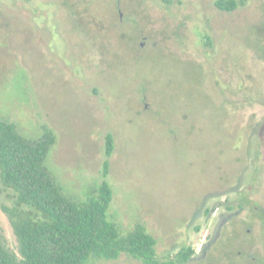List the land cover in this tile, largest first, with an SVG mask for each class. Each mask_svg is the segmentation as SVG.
<instances>
[{
    "label": "rangeland",
    "instance_id": "374dc122",
    "mask_svg": "<svg viewBox=\"0 0 264 264\" xmlns=\"http://www.w3.org/2000/svg\"><path fill=\"white\" fill-rule=\"evenodd\" d=\"M216 1L0 0V119L30 138L54 130L46 164L77 200L102 182L113 134L110 217L123 233L143 223L160 257L191 245L187 264H247L227 250L255 242L264 255V230L251 225L264 211L253 207L198 252L226 204L238 209L242 176L264 203V0L233 11ZM12 204L0 180V232L17 250L3 210ZM85 264L145 263L122 254Z\"/></svg>",
    "mask_w": 264,
    "mask_h": 264
},
{
    "label": "trees",
    "instance_id": "16d2710c",
    "mask_svg": "<svg viewBox=\"0 0 264 264\" xmlns=\"http://www.w3.org/2000/svg\"><path fill=\"white\" fill-rule=\"evenodd\" d=\"M243 0H217L223 11L237 9ZM57 135L46 128L37 138L0 119V180L13 191V204L3 205L18 240L13 249L0 232V264H85L91 258L116 260L127 254L145 264H187L194 254L183 245L174 255L160 257L157 238L143 223L123 233L111 219L114 190L108 180L115 151L113 134L106 136L103 180L85 199L68 195L46 161Z\"/></svg>",
    "mask_w": 264,
    "mask_h": 264
},
{
    "label": "flooded vegetation",
    "instance_id": "af4514ba",
    "mask_svg": "<svg viewBox=\"0 0 264 264\" xmlns=\"http://www.w3.org/2000/svg\"><path fill=\"white\" fill-rule=\"evenodd\" d=\"M244 176L241 177V180L238 179L236 186L234 187L233 190L231 191H235L239 194V196L236 199V205L238 206V209L235 210L234 207H232L231 204H226V210H225V214L221 216L218 224H217V228H216V232L214 233V235L212 236V238L205 244H203V246L201 247L200 252H198L200 256H206L210 250L212 248H214L218 241L220 239H222V237L224 236V232H225V226L230 222V220H232V218L234 217V215H238L240 212H242V210L245 207H253L254 211H264V203L261 202H254L250 197H248V193L243 191V186H242V179ZM260 178V176H253L252 177V184L258 182L257 180ZM241 182V183H239ZM225 202H227V200H225ZM209 214L210 216H212L214 210H209ZM252 219H256V216L254 215ZM251 224V223H249ZM252 226H258L259 230H264V222L261 221V223L257 224V223H253L251 224ZM225 229V230H224ZM224 230V232H223ZM255 242H253L251 244V247L246 251L243 252L241 250H237L235 248L232 249H228L227 252L229 253L230 251L233 253H235V257L237 255L238 258H243L246 260L247 264H264V255L260 257L254 253L251 252V249L254 247ZM230 252V253H231ZM197 252H195L193 258L195 257ZM236 257V258H237ZM230 264V263H229ZM232 264V263H231Z\"/></svg>",
    "mask_w": 264,
    "mask_h": 264
}]
</instances>
